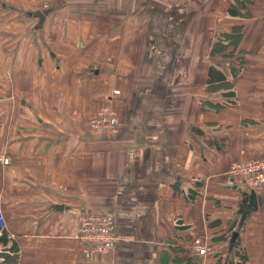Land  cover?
Here are the masks:
<instances>
[{
	"label": "crops",
	"instance_id": "1",
	"mask_svg": "<svg viewBox=\"0 0 264 264\" xmlns=\"http://www.w3.org/2000/svg\"><path fill=\"white\" fill-rule=\"evenodd\" d=\"M231 3L0 0V249L15 246L0 264H238L239 250L264 264V185L225 179L264 156V0L237 14ZM237 26L218 59L228 97L207 89L210 47ZM104 104L116 129L90 130ZM250 190L257 207L241 219ZM94 210L111 213L117 239L87 257L75 234Z\"/></svg>",
	"mask_w": 264,
	"mask_h": 264
},
{
	"label": "built area",
	"instance_id": "2",
	"mask_svg": "<svg viewBox=\"0 0 264 264\" xmlns=\"http://www.w3.org/2000/svg\"><path fill=\"white\" fill-rule=\"evenodd\" d=\"M117 112L111 104H104L88 119L90 130L111 129L117 126ZM0 162L6 164L9 157L0 155ZM226 182L236 186H244L247 189L257 188L264 185V156L240 160L230 165ZM5 226V219L0 203V228ZM76 238L82 244V253L87 257L105 253L116 241L113 217L111 213L104 211H87L79 220ZM13 238L12 234H8ZM193 251L199 255L207 254L210 247L202 238L194 236L191 241Z\"/></svg>",
	"mask_w": 264,
	"mask_h": 264
},
{
	"label": "trees",
	"instance_id": "3",
	"mask_svg": "<svg viewBox=\"0 0 264 264\" xmlns=\"http://www.w3.org/2000/svg\"><path fill=\"white\" fill-rule=\"evenodd\" d=\"M247 2H249V0H234V3H231L228 7V12L231 14H237L238 12L241 13L240 11H238V4L240 6H244V4H246ZM241 8V7H240ZM240 29L239 27H233V29L226 33V32H220L217 34V38L215 40V42H213V44H211L210 47V54L214 55L217 52H220L222 54H224L225 52H228V54H233V52L236 50L237 46H238V42L240 40ZM230 73L232 76H234L236 74V70H238L237 68L235 69L233 66H230ZM227 77L224 74V72L220 69L219 66H215V65H210L208 67V71H207V89L209 91H219L220 88H226L225 90H223V92L225 91V93L223 94L224 96H228V97H232L234 95V90L232 89V84L226 80ZM224 101L220 102V101H211L209 99H204V107L207 108H211L214 110H218L219 107L224 106ZM0 242L5 243L6 242V232L2 229L0 230ZM14 244H9L7 251L3 252L6 248L2 247L0 249V256L4 255L5 259H11L13 260L14 258ZM237 258H238V264H249L246 262V256L245 253L242 250H239L237 252ZM228 264H232V263H228Z\"/></svg>",
	"mask_w": 264,
	"mask_h": 264
},
{
	"label": "water",
	"instance_id": "4",
	"mask_svg": "<svg viewBox=\"0 0 264 264\" xmlns=\"http://www.w3.org/2000/svg\"><path fill=\"white\" fill-rule=\"evenodd\" d=\"M256 207H257L256 194L253 190H250L249 193L244 195L243 202L240 205L241 219H243L249 211L254 210ZM236 234L237 232L234 231L231 235V240H230L231 246L234 244Z\"/></svg>",
	"mask_w": 264,
	"mask_h": 264
},
{
	"label": "rangeland",
	"instance_id": "5",
	"mask_svg": "<svg viewBox=\"0 0 264 264\" xmlns=\"http://www.w3.org/2000/svg\"><path fill=\"white\" fill-rule=\"evenodd\" d=\"M25 27L27 28V29H26L27 34H26V31H25L24 33H21L20 35H18V37H27V36H30V34L33 33V31H31L30 26H26V25H25ZM6 35H7V37H14L16 34H13V32H11V30H9L8 33H7ZM216 38H217V37H213V38H212L211 44H213V42H215ZM215 54L218 55V58H217V59H214V61L211 62L210 64H211V65H215V66H220L219 63H218V61H219L218 59H219V56H220V52H217V53H215ZM215 54H214V55H215ZM211 56H212V55H211ZM228 169H229V168H228ZM226 175H227V173H226ZM225 179H226V177H225Z\"/></svg>",
	"mask_w": 264,
	"mask_h": 264
}]
</instances>
